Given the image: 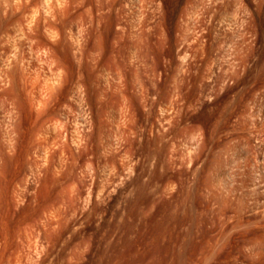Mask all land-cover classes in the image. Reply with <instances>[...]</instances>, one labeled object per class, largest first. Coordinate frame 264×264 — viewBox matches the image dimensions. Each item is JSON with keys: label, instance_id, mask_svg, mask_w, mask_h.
Segmentation results:
<instances>
[{"label": "rangeland", "instance_id": "1", "mask_svg": "<svg viewBox=\"0 0 264 264\" xmlns=\"http://www.w3.org/2000/svg\"><path fill=\"white\" fill-rule=\"evenodd\" d=\"M0 264H264V0H0Z\"/></svg>", "mask_w": 264, "mask_h": 264}]
</instances>
